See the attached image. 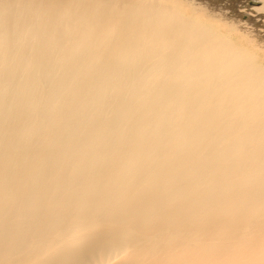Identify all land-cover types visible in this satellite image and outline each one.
<instances>
[{"label": "bare ground", "instance_id": "obj_1", "mask_svg": "<svg viewBox=\"0 0 264 264\" xmlns=\"http://www.w3.org/2000/svg\"><path fill=\"white\" fill-rule=\"evenodd\" d=\"M262 46L264 0H0V264H264Z\"/></svg>", "mask_w": 264, "mask_h": 264}, {"label": "rangeland", "instance_id": "obj_2", "mask_svg": "<svg viewBox=\"0 0 264 264\" xmlns=\"http://www.w3.org/2000/svg\"><path fill=\"white\" fill-rule=\"evenodd\" d=\"M227 10H229L228 8H227ZM229 13L230 14H232L231 12H230V10H229ZM256 17H257V15L256 14H254ZM245 17H248V16H246V15H244ZM262 18H258V20H261ZM263 48H264V46H262Z\"/></svg>", "mask_w": 264, "mask_h": 264}]
</instances>
